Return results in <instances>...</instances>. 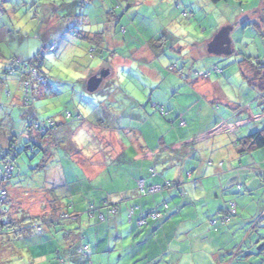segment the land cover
<instances>
[{
  "label": "clouds",
  "instance_id": "1",
  "mask_svg": "<svg viewBox=\"0 0 264 264\" xmlns=\"http://www.w3.org/2000/svg\"><path fill=\"white\" fill-rule=\"evenodd\" d=\"M0 264H264V0H0Z\"/></svg>",
  "mask_w": 264,
  "mask_h": 264
}]
</instances>
